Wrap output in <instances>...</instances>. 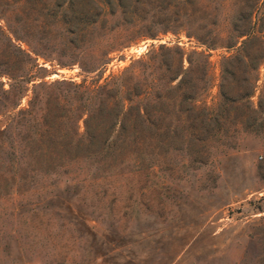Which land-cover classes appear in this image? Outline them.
Wrapping results in <instances>:
<instances>
[{
	"label": "rangeland",
	"instance_id": "374dc122",
	"mask_svg": "<svg viewBox=\"0 0 264 264\" xmlns=\"http://www.w3.org/2000/svg\"><path fill=\"white\" fill-rule=\"evenodd\" d=\"M0 28L23 51L0 42V264H264V0H0ZM63 80L161 103L121 156L40 153Z\"/></svg>",
	"mask_w": 264,
	"mask_h": 264
},
{
	"label": "trees",
	"instance_id": "16d2710c",
	"mask_svg": "<svg viewBox=\"0 0 264 264\" xmlns=\"http://www.w3.org/2000/svg\"><path fill=\"white\" fill-rule=\"evenodd\" d=\"M11 33H7L0 28V42L6 45L7 55L6 64L13 59L18 58L23 51L16 49L13 44ZM248 33H245L247 35ZM153 37L152 33L142 35L143 37ZM244 37V29L238 32L236 44L241 38ZM235 44V45H236ZM118 47L107 46L103 47L102 59L95 65V67H88L83 62H79L83 73H92L96 68L103 66L106 63L108 56ZM177 55H184L179 51ZM1 56V55H0ZM238 57H244V40L241 41L240 47L237 48ZM1 58V57H0ZM95 68V69H94ZM6 75L14 80H20L26 85L35 80L32 79H16L11 74ZM86 80L81 84H74L66 80L56 81L50 84V86L64 87L65 91L72 93V99L66 100L62 96H56L53 100L46 103V107L42 111L39 118L40 129L38 133L30 138L37 147L40 153L50 152L48 146H53L56 153H63L66 155H73V157L81 156L79 154L86 155L89 158H106L111 155H120L124 146H127L126 142L115 140L118 138L117 133L123 131L131 123L139 122L143 125L151 122V115L149 107L152 106L151 98L153 102H157V105L161 103V95L157 91L158 89H152L147 84L139 87L137 85L133 89L131 87H125L122 83L112 82L103 86H96L94 84L87 85ZM48 86L46 83H39L37 87ZM180 87V86H179ZM126 89L127 97L119 100L118 96ZM223 92V85H221ZM27 91L25 87L24 92ZM107 94L108 98L102 99L103 94ZM113 93V95H112ZM136 98L138 101H134ZM93 100H98L96 104V110L98 115L95 117L89 115L84 119L87 111V106L92 103ZM126 102L129 106L126 108ZM83 120L85 124V131L83 134L79 133L80 122ZM52 153V152H51ZM25 181V178L23 179ZM103 177L96 178L97 182L105 181ZM83 183V180L74 181V184Z\"/></svg>",
	"mask_w": 264,
	"mask_h": 264
},
{
	"label": "bare ground",
	"instance_id": "6f19581e",
	"mask_svg": "<svg viewBox=\"0 0 264 264\" xmlns=\"http://www.w3.org/2000/svg\"><path fill=\"white\" fill-rule=\"evenodd\" d=\"M140 49H143V48H140ZM56 77V76H55Z\"/></svg>",
	"mask_w": 264,
	"mask_h": 264
}]
</instances>
